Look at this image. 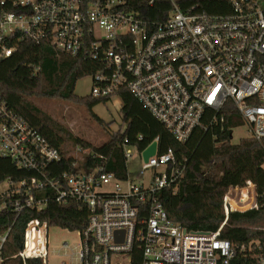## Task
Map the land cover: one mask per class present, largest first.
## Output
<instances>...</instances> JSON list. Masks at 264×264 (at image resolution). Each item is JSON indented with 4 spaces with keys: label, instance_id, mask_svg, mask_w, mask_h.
I'll return each instance as SVG.
<instances>
[{
    "label": "built area",
    "instance_id": "1",
    "mask_svg": "<svg viewBox=\"0 0 264 264\" xmlns=\"http://www.w3.org/2000/svg\"><path fill=\"white\" fill-rule=\"evenodd\" d=\"M167 1V16L148 22L126 9L127 0H0V61L24 38L72 57L83 54L97 66L90 76L91 97L117 99L121 110L126 90L179 143L188 142L197 129L208 131L223 122L228 102L249 126V138L263 143L264 0H228L232 11L226 16L183 10L182 0ZM158 141L139 151L122 140L126 164L132 149L142 156L157 143L155 155L143 162L141 177L151 174L141 185L120 180L104 167L86 170L83 163L91 152L81 147L71 150L66 157L73 161L59 172L54 167L63 161L60 151L0 94V158L35 175L30 181L7 182L0 213L40 212L49 201L85 209L87 227L79 231L80 251L70 264H132L135 253L141 264H232L238 254L243 262L264 264L261 242L234 245L221 230L224 224L216 232H202L168 218L158 194L168 187L177 192L185 165L177 162L172 148L160 154ZM243 188H235L237 202L253 199L254 205L234 208L228 191L226 212L257 208L255 185ZM47 229L46 223L30 220L17 257L47 264ZM4 241L1 237L0 250Z\"/></svg>",
    "mask_w": 264,
    "mask_h": 264
},
{
    "label": "trees",
    "instance_id": "2",
    "mask_svg": "<svg viewBox=\"0 0 264 264\" xmlns=\"http://www.w3.org/2000/svg\"><path fill=\"white\" fill-rule=\"evenodd\" d=\"M127 0L126 9L137 12L148 22L162 21L170 10L167 0ZM183 10H192L209 16H226L232 11L228 0H182ZM19 35H16L18 37ZM97 66L80 54L72 57L57 52L46 43H36L24 38L18 42L17 50L0 61V94L8 107L30 126L44 136L49 144L58 149L63 156L61 164L55 166L59 172L67 169L73 158L66 156L76 147L89 149L83 167L90 170L104 167L118 179L127 178V164L122 140L139 151L156 138L158 152L164 153L172 148L179 164L185 165L177 192L174 187L161 190L158 199L168 218L186 229L202 232H216L223 224L222 232L231 236L234 245L259 241L264 246V142L251 138L242 139L237 145L231 144V130L242 125L239 112L232 102H228L221 114L223 122L208 131L197 129L186 143L177 142L137 101L124 90L121 115L124 129L111 137L102 146L74 136L66 127L43 112L32 98L57 99L86 107L90 112L109 99L78 97L75 87L79 80L94 75ZM96 121H103L94 115ZM141 136L142 140H138ZM187 160V161H186ZM186 161V162H185ZM53 170L52 166L47 168ZM34 173L18 169L9 159L0 158V184L11 181L20 183L30 181ZM255 185L258 193V206L246 212H226L224 199L228 191L234 208L252 207L254 200L237 202L236 187ZM48 195V191H43ZM37 219L47 226H59L70 231H82L87 227L88 213L79 205L67 206L49 201L40 211L25 210L19 216L10 211L0 213V238L5 237L0 250L1 264H43L41 259L24 262L18 253L24 245V231L27 223ZM132 264H141V256H133ZM232 264H256L243 262L238 254Z\"/></svg>",
    "mask_w": 264,
    "mask_h": 264
},
{
    "label": "rangeland",
    "instance_id": "3",
    "mask_svg": "<svg viewBox=\"0 0 264 264\" xmlns=\"http://www.w3.org/2000/svg\"><path fill=\"white\" fill-rule=\"evenodd\" d=\"M93 86L90 77L79 80L75 87V95L88 97ZM33 102L47 115L60 125L66 127L74 136L79 137L94 146H102L111 135L124 129L122 115L117 105V99L96 105L92 112L86 107L57 99L32 98ZM94 115L104 123L101 125ZM249 126L245 121L242 125L231 130V144L237 145L242 139L249 138ZM143 158L136 149H132V156L127 163V180L135 185L147 182L151 172L146 171L141 177ZM246 187V186H244ZM9 188L7 182L0 184V193ZM242 189H244L242 187ZM48 250L47 264H70L80 251L79 231H70L59 226H49L47 229ZM65 244L67 247H65Z\"/></svg>",
    "mask_w": 264,
    "mask_h": 264
},
{
    "label": "water",
    "instance_id": "4",
    "mask_svg": "<svg viewBox=\"0 0 264 264\" xmlns=\"http://www.w3.org/2000/svg\"><path fill=\"white\" fill-rule=\"evenodd\" d=\"M156 149H157V143L153 142L146 150L143 151L142 158L145 163L148 161L150 157L155 155ZM245 198H246V190H243L242 199L244 200Z\"/></svg>",
    "mask_w": 264,
    "mask_h": 264
}]
</instances>
